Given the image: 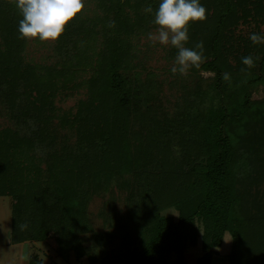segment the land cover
I'll use <instances>...</instances> for the list:
<instances>
[{
    "label": "trees",
    "instance_id": "1",
    "mask_svg": "<svg viewBox=\"0 0 264 264\" xmlns=\"http://www.w3.org/2000/svg\"><path fill=\"white\" fill-rule=\"evenodd\" d=\"M96 2L101 17L81 12L56 40L58 60L33 63L24 56L25 39L17 32L22 17L14 0H0V106L13 123L0 127V196L11 199L10 241L37 236L44 215L38 196H46L44 190L49 198L55 191L63 196V201L55 198L54 208L60 202L76 207L70 215L81 211L104 180L127 173L131 181L125 187L131 192L125 218L113 235L95 239L105 247L117 234L120 242L99 264H184L185 254L200 251L199 231L209 242L195 264L210 263L225 232L231 235L229 264H264V38L249 39L250 33L264 37L258 30L264 0H199L206 18L188 24L184 46L202 44L199 66L188 69L212 72L213 91L197 126L189 113L199 97L198 83L180 96L175 115L161 123L150 106L151 84H139L132 97L123 90L126 71L138 67L131 64L126 40L136 35L137 25L154 18L159 0ZM144 2L152 8L147 15L138 10ZM244 56L252 57L251 65L241 62ZM78 66L93 68L88 95L71 119H59L73 129L74 139L54 144L42 169L35 140L21 122L31 115L44 133L55 116L57 81L68 87ZM259 89L262 97L254 99ZM189 126L195 141L182 137ZM152 207L175 209L176 218L153 214ZM55 240L60 257L70 250L77 256L75 238ZM31 262L40 264L36 258Z\"/></svg>",
    "mask_w": 264,
    "mask_h": 264
},
{
    "label": "rangeland",
    "instance_id": "2",
    "mask_svg": "<svg viewBox=\"0 0 264 264\" xmlns=\"http://www.w3.org/2000/svg\"><path fill=\"white\" fill-rule=\"evenodd\" d=\"M96 1L84 0L82 12L90 17L93 15L101 17L102 13ZM148 6L147 2L142 3L138 9L139 12L142 15H147L146 8ZM130 15L134 19L133 11ZM108 20L112 22L110 15H108ZM153 20L154 18L152 20L151 18L145 19V23L140 25L142 29H138L140 26L137 25L136 31H133V35H136L126 40L128 49H131L130 53L133 55L131 64H137L138 67L126 71L123 90L132 97V93L138 89L139 84L145 82L151 84L153 98L150 101V106L161 123L163 119L169 120L175 115L177 105L181 100L180 96L184 94L185 90L191 89L195 83H198L200 88L196 96L199 97L196 98L193 95L195 104L189 113L195 121L193 126H197L200 121L202 122L209 106L206 98L212 96L211 78L213 73L205 71L191 73L189 69H186L184 74L172 73L170 69L176 56L173 58L171 54L172 51L177 52V49L170 44L164 45L156 40L150 41L148 39L147 34L152 32L155 35L158 27L153 23ZM253 25L254 23H250L251 27ZM258 30H264V24ZM55 44L56 41L41 42L38 39H25L24 56L33 63L53 62L55 57L57 60L59 59L53 53ZM92 72V66H78L75 74L76 79L72 82L75 84L69 83L68 87L63 88L62 82L57 81V90L53 96L55 116L44 133L40 132L33 116L28 115L22 120L21 128L35 140V154L40 157L39 165L42 169L45 168L46 160H48L47 153L54 149V144L63 142V140L65 143L71 142L74 139L73 129L69 127V124L62 125L59 119L61 115H65L68 119L75 115L78 102L86 99L88 95L86 84ZM252 97L254 99L262 97V90L259 89L253 93ZM197 100L201 102L197 104ZM6 125L13 126V123L5 114L4 108L0 106V127ZM182 133L183 138L195 141V132H191L190 126L184 128ZM130 147L131 145L128 144L126 148L129 149ZM130 179L131 176L127 173H122L119 177L107 178L100 184V188L90 193L83 201L81 211L70 215L68 214L69 210H75L76 207L68 209V206L66 207L60 202L58 208H54L52 205L55 198L63 201V196L55 191L49 198L48 192L44 190L46 196L43 194L38 196L40 199L38 207L43 209L46 216L42 215L43 221L36 228L37 236L16 243L10 241L12 228L10 196H0V264H31L33 258H36L40 264H99V260L105 252L117 247L120 237L116 234L112 242L105 247L97 244L95 239L99 234L113 235L115 231L111 230L123 222L128 208L127 196L131 192L125 186L129 184ZM144 183L147 187V182ZM52 210H54L53 213H51ZM175 211L172 208L162 211H155L154 207L151 209L153 214L168 215L172 218H176ZM202 233L199 231L197 235V246L201 252L194 251L185 254L184 264H195L196 259L204 253L203 249L208 245L209 236H203ZM57 236L75 238L76 243L80 244L77 256L70 250L67 258L60 257L58 255V243L55 240ZM230 245L231 235L225 232L221 245L216 249L217 254L213 255L209 264H229L227 254Z\"/></svg>",
    "mask_w": 264,
    "mask_h": 264
},
{
    "label": "clouds",
    "instance_id": "3",
    "mask_svg": "<svg viewBox=\"0 0 264 264\" xmlns=\"http://www.w3.org/2000/svg\"><path fill=\"white\" fill-rule=\"evenodd\" d=\"M14 6L21 15L17 32L24 39H38L41 42L56 41L65 27L80 14L84 0H14ZM146 11L152 12L151 5ZM206 9L199 0H159L153 23L157 25L155 35L147 34L148 39L160 44H170L177 49L170 71L184 74L190 66L198 67L202 60V44L195 48L185 47L188 40V24L203 21ZM264 37L250 33L249 39L256 42ZM200 49V51H196ZM244 65L252 64L251 56L241 57ZM227 78V74L225 77Z\"/></svg>",
    "mask_w": 264,
    "mask_h": 264
}]
</instances>
